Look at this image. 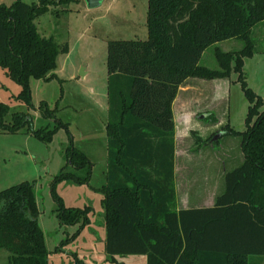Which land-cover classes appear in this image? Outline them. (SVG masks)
<instances>
[{
	"label": "trees",
	"instance_id": "obj_1",
	"mask_svg": "<svg viewBox=\"0 0 264 264\" xmlns=\"http://www.w3.org/2000/svg\"><path fill=\"white\" fill-rule=\"evenodd\" d=\"M52 3L0 4V67L21 86L15 97L28 106L31 79L56 77L57 57L69 49L68 43L43 36L36 25ZM263 21L264 0H149L148 38L108 41V182L99 190L105 248L113 260L116 255H144L146 264H250V256L264 255L263 99L244 72L245 60L260 52L253 30ZM228 39L243 41V47L216 48L217 69L199 63L210 45ZM232 72L250 103L246 129L235 130L227 123L222 131L241 138L244 160L226 172L225 190L214 206L177 211L174 101L189 77L228 78ZM45 106L42 101L40 111L52 117L53 110ZM10 112L9 104L0 100L4 131L15 133L32 123L29 112ZM57 128L46 126L33 134L50 141ZM212 137L198 135L197 144L207 145ZM66 158L54 187L64 180L90 183L93 162L87 153L72 143ZM80 170L86 174H78ZM53 191L60 221L80 224L63 240L67 244L91 222L93 208L67 206ZM38 215L34 182L0 191V250L8 251L9 264H49L51 252Z\"/></svg>",
	"mask_w": 264,
	"mask_h": 264
},
{
	"label": "rangeland",
	"instance_id": "obj_2",
	"mask_svg": "<svg viewBox=\"0 0 264 264\" xmlns=\"http://www.w3.org/2000/svg\"><path fill=\"white\" fill-rule=\"evenodd\" d=\"M14 1L0 0V4L11 5ZM52 1L49 10L35 22L43 36H53L61 45L69 44L68 52L57 57L53 71L56 77L31 79L32 103L28 106L15 97L21 86L0 67V100L9 104L11 112H29L32 119V123L15 133L0 128V191L23 181L35 183L38 221L48 249L58 254L49 258V264H146L143 255H116L113 260L106 252L103 192L99 188L105 182L103 171L107 159L108 41L146 40L149 0H102L94 8L86 0ZM243 44L238 39L216 42L203 52L199 63L217 69L216 48L235 50ZM257 48L260 52L245 60L244 72L248 85L262 97L261 110H264V39L259 40ZM237 77L232 72L222 80L190 78L183 84L174 105L180 156L217 154L222 158V167L230 168L239 154L241 138L222 135L219 144H214L212 136L221 132L226 123L235 130L246 129L250 103ZM42 101L46 102L44 109L53 110L52 117L40 111ZM207 116L216 120H206ZM46 126L51 130L58 127L50 141L33 134ZM198 135L212 140L199 147ZM72 143L86 151L93 162L90 183L64 180L54 187V178L67 163L66 151ZM69 169L74 170L72 166ZM77 173L85 175L86 171ZM53 189L67 206L93 208L89 214L91 222L70 242L72 252L66 255L56 248L61 243L63 249L70 246L63 244V240L77 232L80 224L67 225L60 221ZM8 255V251L0 250V264H9Z\"/></svg>",
	"mask_w": 264,
	"mask_h": 264
},
{
	"label": "crops",
	"instance_id": "obj_3",
	"mask_svg": "<svg viewBox=\"0 0 264 264\" xmlns=\"http://www.w3.org/2000/svg\"><path fill=\"white\" fill-rule=\"evenodd\" d=\"M253 34L258 41L260 39H264V21L254 27ZM190 78H198V77H189L188 79ZM218 79L222 80L224 78H218ZM210 80H215V79H210ZM106 95L108 97V92ZM175 101H174V105H175ZM108 108H109V104H108ZM173 109H174V121H175V156H174L173 182H174V191H175L176 210L180 211L181 209H195V208L197 209V208L212 207L216 202L217 196L223 193V191L225 190L226 172L236 167L244 160V154L241 149V144L238 149L239 154L235 156V159L233 160L229 169L227 168L225 169L224 167H222V163H223L222 158L219 157L217 154H182L180 156L177 151L176 120H175L174 106ZM108 119H109V112H108ZM107 123L105 125V131H106ZM217 125L215 126L217 127ZM201 137L203 139L208 138V137H203L202 135ZM107 141H108V137H107ZM107 141H106V145H107ZM107 172H108V148H107L106 164L103 171V176L105 180L104 184L108 182ZM72 243H70V246L65 247V249H62L61 254L63 255L70 254L72 252V248H71ZM50 252L51 253L49 255V258L55 254V253L52 254V252H54L53 250H50ZM249 263L264 264V255L250 256Z\"/></svg>",
	"mask_w": 264,
	"mask_h": 264
},
{
	"label": "water",
	"instance_id": "obj_4",
	"mask_svg": "<svg viewBox=\"0 0 264 264\" xmlns=\"http://www.w3.org/2000/svg\"><path fill=\"white\" fill-rule=\"evenodd\" d=\"M86 1H87L88 6H89L90 8H94V7L99 6L102 0H86ZM224 133H225L224 131H221V132H219L218 134H216V135L214 136V140L219 139L222 135H224Z\"/></svg>",
	"mask_w": 264,
	"mask_h": 264
}]
</instances>
